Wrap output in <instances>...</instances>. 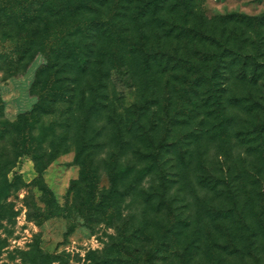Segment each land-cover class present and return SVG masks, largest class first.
I'll list each match as a JSON object with an SVG mask.
<instances>
[{"label": "rangeland", "instance_id": "374dc122", "mask_svg": "<svg viewBox=\"0 0 264 264\" xmlns=\"http://www.w3.org/2000/svg\"><path fill=\"white\" fill-rule=\"evenodd\" d=\"M194 4L207 20L264 14V0ZM110 14L114 25H123L125 53L103 57L105 37L113 31L97 25L81 36L85 68L76 59L59 62L62 92L33 131L44 138L37 160L18 155L13 124L35 102L32 84L44 60L36 43L19 59L7 50L43 22L37 17L21 26L0 15L6 46L0 51V121L7 126L0 137V174L9 184L0 200V264H33L39 254L52 255L49 264H92L91 251L117 264H217L215 257L221 264H264V27L256 56L261 75L254 85L228 82L235 124L228 139L214 140L201 129L208 124L201 123V112L186 108L192 91L184 95L177 78L143 70L142 55L132 54L130 46L139 44L145 28L135 3L108 0L93 15ZM146 28V48L157 50L163 31ZM79 148L96 172V200L109 190L111 173L131 168L119 180L118 214L87 212ZM149 165L151 171L137 179V170Z\"/></svg>", "mask_w": 264, "mask_h": 264}, {"label": "trees", "instance_id": "16d2710c", "mask_svg": "<svg viewBox=\"0 0 264 264\" xmlns=\"http://www.w3.org/2000/svg\"><path fill=\"white\" fill-rule=\"evenodd\" d=\"M131 1L136 6V18L144 21V30L146 27L159 25L158 29L163 31L165 39V42L158 44L157 50L151 51L146 48L149 36L142 30L138 37L139 44L130 46L132 54L142 55V69L177 78L184 84L182 94L186 95L189 90L192 91V97L189 95L188 99L191 105L186 107L188 112H201V123H208L207 128H204V125L201 129L206 130L214 140L228 139L236 119L230 113L234 101L227 97L230 92L228 82L234 79L243 83L250 81L253 85L257 83L261 67L256 56L259 50L258 38H261V30L264 27V14L250 16L229 13L207 20L194 12L196 0ZM107 4L108 0H0V15L13 18L21 26L26 22H33L37 17L43 22V26L35 27L24 42L7 50L10 55L19 59L22 55H27L32 50L31 45L36 43L38 53L44 60L35 70L32 84L36 87L33 92L35 102L30 109L20 112L16 123L13 124L18 136V155H25L34 160L41 157L40 147L44 138L33 134L35 124L41 115L53 111L57 96L62 92L63 87L57 85L56 80L59 62L62 59L67 62L76 59L81 63V67L85 68L83 56L87 44L83 43L81 36H88L93 28L99 25L106 31H113L105 37L108 41L103 45L102 56L119 57L120 53H125L121 47L124 37L121 22L115 23L117 26L114 25L112 14L103 19L98 18V14L93 15ZM151 45L153 47L154 43ZM5 48L4 42L0 41V51L6 50ZM259 129L256 132L260 131ZM6 131V124L0 121V137ZM82 153L83 148H79L75 157L76 160L81 158L84 166L81 180L87 187V212L100 210L106 214H118L122 200V194L118 190L119 180L126 176L131 168H119L111 173L109 190L101 193L96 200V172L92 160L84 155L82 157ZM151 169L152 165H149L137 170V179L143 178ZM4 178L5 174L1 173L0 200L9 191V184ZM44 191L49 193L47 187ZM2 207L0 204V214ZM226 214L227 212L224 213ZM188 250L187 247L185 251ZM87 256L92 264L118 263V259L98 257L93 251L88 252ZM52 258L50 254H39L38 260L34 259L33 264H49ZM215 258V262L221 264L220 258ZM188 260L186 257L185 261Z\"/></svg>", "mask_w": 264, "mask_h": 264}]
</instances>
